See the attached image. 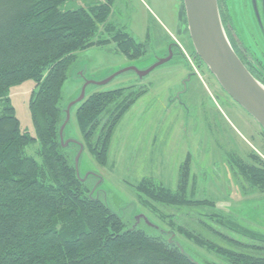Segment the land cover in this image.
Returning a JSON list of instances; mask_svg holds the SVG:
<instances>
[{
    "label": "trees",
    "instance_id": "16d2710c",
    "mask_svg": "<svg viewBox=\"0 0 264 264\" xmlns=\"http://www.w3.org/2000/svg\"><path fill=\"white\" fill-rule=\"evenodd\" d=\"M115 3L0 0V264H213L194 258L172 232L128 227L94 194L87 179L78 177L74 158L79 147L71 145L74 151L60 141L66 118L63 88L76 53L113 42L132 60L146 55L142 43L110 20ZM218 4L230 36L229 4L227 0H218ZM234 29L241 40L242 29L237 24ZM248 31L251 34L249 26ZM173 47L185 58L179 46L171 44ZM192 56L203 63L195 51ZM259 63V75L244 64L264 84V65ZM29 80L35 82L29 100L34 134L22 128L10 96L13 87ZM144 93L134 87L91 94L86 89L85 99L72 108L82 143L99 164L108 163L118 123ZM34 144H39L37 156L28 153ZM228 162L235 175L249 184L247 193L264 192L261 157L252 153L246 160L231 153ZM190 177L188 154L180 165L176 189L151 177L143 178L134 188L146 207H215L208 198H196ZM198 224L221 243L187 226L177 230L227 264H264V234L221 212Z\"/></svg>",
    "mask_w": 264,
    "mask_h": 264
},
{
    "label": "rangeland",
    "instance_id": "374dc122",
    "mask_svg": "<svg viewBox=\"0 0 264 264\" xmlns=\"http://www.w3.org/2000/svg\"><path fill=\"white\" fill-rule=\"evenodd\" d=\"M227 2L242 29L240 43L244 47L250 44L255 50L257 38L260 46L256 53L264 65V35L261 32L264 25L259 26L257 9L253 11L250 0ZM110 20L118 27H125L142 43L146 55L132 60L113 42L78 51L64 84L63 106H69L78 98L86 81L100 83L113 76L104 85L90 83L89 94L129 87L145 90V93L118 123L108 163L99 164L85 144L79 173L82 177L93 173L103 179L100 184L96 176L86 181L94 194L128 227L144 230L154 227L172 232L197 260L227 264L180 234L177 228L187 226L221 243L198 224L201 220H209L211 214L221 212L244 227L264 234V192L247 193L249 184L235 175L228 162L231 153L246 160L249 154L255 153L264 160V129L226 93L205 64L195 61L184 0H116ZM248 26L252 38L245 32ZM169 43L177 44L185 58L175 55L143 77L129 69L134 67L142 71L154 65L168 55ZM188 76L187 90L183 92V82ZM34 87L35 82L29 80L13 87L10 93L22 128L32 134L35 131L29 100ZM65 137L85 143L75 112L71 113ZM37 148L39 144L29 146L28 153L37 156ZM70 149L76 150L75 146ZM188 154L191 155L190 188L197 199L208 198L215 202V207L144 206L134 187L143 178L151 177L176 189L180 165ZM171 221L175 224L171 225ZM209 223L219 227L215 222ZM222 231L227 232L223 228Z\"/></svg>",
    "mask_w": 264,
    "mask_h": 264
},
{
    "label": "water",
    "instance_id": "95a60500",
    "mask_svg": "<svg viewBox=\"0 0 264 264\" xmlns=\"http://www.w3.org/2000/svg\"><path fill=\"white\" fill-rule=\"evenodd\" d=\"M184 6L189 33L196 55L200 57L201 61L214 75L226 93L244 108L264 129V84L251 73L234 50L221 19L218 0H184ZM171 44L175 43L168 45V55L158 60L149 68L142 71L134 67L129 69L137 72L140 77L149 74L156 67L172 59ZM113 77L100 83L86 81L78 98L66 107V118L60 128V141L62 145L64 147H71V145L75 144L79 147L74 159L78 177L86 180L90 176H96L97 183L99 182V184L103 182V179L93 173H89L86 177L80 175L79 164L85 146L80 141L66 139L65 134L70 122L72 108L85 99L88 85L90 83L104 85ZM189 79L190 76L183 82V92L187 90V80Z\"/></svg>",
    "mask_w": 264,
    "mask_h": 264
},
{
    "label": "flooded vegetation",
    "instance_id": "af4514ba",
    "mask_svg": "<svg viewBox=\"0 0 264 264\" xmlns=\"http://www.w3.org/2000/svg\"><path fill=\"white\" fill-rule=\"evenodd\" d=\"M250 3H251V7H252L253 11L255 9H257V11H258L259 18L257 17V20L259 22V26H263L264 25L263 24V21H264V0H255V2H254V0H250ZM235 24H237V22H236L234 16L232 15V13H230L229 21H228V24H227V28H228L229 33H230V36H228L229 37V40L230 41L232 40L231 41L232 42L231 44H232L234 50L236 51V53L238 54V56L240 57V59L247 66H249L250 68H252V69L254 68L256 70L255 72H257V75H259L258 68H256V67L257 66L261 67L262 64L259 63V59H258L259 56L256 55V51L258 50V47L260 46V43L258 42V39L257 38L255 40L253 38L254 44L257 46V48L255 50L252 49L253 46L250 45V44L245 45V47L242 46L243 43H240L241 40L238 39L237 33H236L235 29H234ZM261 30H262L261 31L262 32V35H264V29L261 28ZM245 32H246V34H249V31H248V28L247 27H246ZM234 38L236 39V41H235ZM250 38H252V36ZM172 52H173V56L180 55L178 53L177 47H173ZM260 78L263 79V77H260Z\"/></svg>",
    "mask_w": 264,
    "mask_h": 264
}]
</instances>
